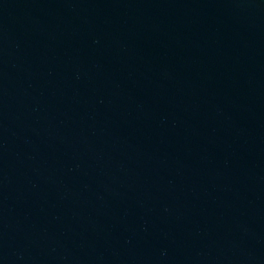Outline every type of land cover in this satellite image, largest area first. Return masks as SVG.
Masks as SVG:
<instances>
[{"label":"water","instance_id":"1","mask_svg":"<svg viewBox=\"0 0 264 264\" xmlns=\"http://www.w3.org/2000/svg\"><path fill=\"white\" fill-rule=\"evenodd\" d=\"M0 264H264V0H0Z\"/></svg>","mask_w":264,"mask_h":264}]
</instances>
